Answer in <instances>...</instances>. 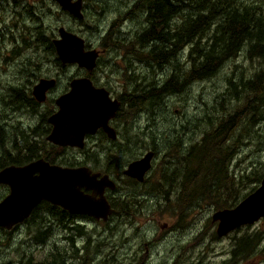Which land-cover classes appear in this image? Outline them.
<instances>
[{
  "label": "rangeland",
  "instance_id": "rangeland-1",
  "mask_svg": "<svg viewBox=\"0 0 264 264\" xmlns=\"http://www.w3.org/2000/svg\"><path fill=\"white\" fill-rule=\"evenodd\" d=\"M21 2H28L33 6L19 9L9 5L4 19L5 29L0 31V125L2 123L9 131V133L1 131L0 153L3 148L12 150L14 132L18 133L17 143L22 142L20 134L24 132L28 134L30 141H36L40 145L42 130L45 126H50L47 116L56 109L54 97L67 88L72 76L81 73L82 68L77 64L70 63L62 66L56 62V51H52L42 42L46 36L52 41L58 36V27L63 25L81 35L87 44L103 47V44L109 45V42H112V37L122 40L133 39L136 32L140 31L145 24V17L140 13L126 14L134 0H83V18H76L63 10L54 0H23ZM114 20L116 21L113 25ZM2 25L3 23H0V29ZM109 31L112 34L111 38L107 35ZM6 52L10 56L5 57ZM129 57L123 49L117 52L114 48L106 49L99 56L98 64L92 73L95 83L106 86L113 95L124 90L125 93L133 96L150 89L151 87H147L150 83H154L153 88H156L158 86L156 78L162 82L171 71L169 65L160 68L150 67L144 61H130L134 57L137 59V56ZM235 62L238 68L245 67L248 70L253 68L251 62L242 56ZM231 66L233 61H229L223 70L213 77L194 82L181 92L156 99L148 96L150 100L144 102L135 111L123 105L120 111L121 116L113 121L118 138L112 141L104 135L97 134L88 140V148L91 151H94L96 141L107 149L99 153L97 163L93 162L118 180H120L118 176L121 170L130 160L151 149L150 141L155 145L157 151L151 169L147 173L146 182L136 186L124 180V177L119 181L120 195L121 189L124 194L126 193L125 196L137 197L143 196L144 192L150 193L147 195L148 200H143L147 202L138 205L135 210L156 212L157 215L153 219H140L138 222L140 228L133 225L124 229V225L107 227L88 219L86 215H79L73 218L83 227L82 232L79 233L77 230L67 228L65 223H63L64 226L57 219L43 213L44 219L52 224L50 236L45 243L36 242L33 235L37 230L30 225L29 221L18 223L10 231L0 229V264H38V260L49 250L51 244L66 248L68 255L66 264H90L87 260L81 262L82 257L87 253V249L84 248L87 245V232L96 239L89 248V253L97 257V261L93 264H101L104 256H120L121 253H123L121 256H124L136 248H139L141 254H145L143 251L145 236L139 233L150 235L151 229L157 230L155 233L158 234L165 233L166 237L154 245H149L150 258L145 260L146 264H264V217L253 223L240 225L227 234L218 235L217 222L212 220V214L224 207H217L214 202L206 198H198L194 203L186 206L177 197L176 190L168 197L162 191L160 194L155 192L156 183L162 176L161 170L167 171L168 177L171 178V172L184 163L179 160L188 152L190 145L200 140L206 123H203L201 119L204 113L223 112L219 110L217 97L226 88L225 78L231 73ZM48 76L57 77L59 80L58 84L48 92L46 101L35 106L18 105L21 102L17 104L12 102L13 84L22 86L27 84L31 89L33 83L41 77ZM152 92L153 90L150 91ZM5 94H7L6 102L2 100ZM142 95L146 97V94ZM246 126V124L242 125L238 129L237 134L241 135V141L239 145L238 143L234 145L237 152L229 167L230 173L235 178L240 173L250 175L247 178L242 177V182L239 184V193H245L244 196L260 184L261 178L258 182H253L251 179L254 180L256 176L252 173L253 170L257 172L263 168L264 119L254 126ZM7 133L8 136H6ZM46 134L43 135L44 138ZM178 136L183 138V146L173 142V139ZM126 138H129V141H126ZM45 142L48 148L52 144L47 140ZM167 146H173L174 151L167 152ZM115 147L118 150L114 149ZM56 157L58 158L55 162L58 163H86L83 150L73 147L64 148V152L59 150ZM99 159H102L101 162ZM167 174L165 173V176ZM162 182L165 185V187L162 186L164 191L171 185H173L172 188L178 185V182L175 184L167 180ZM8 188L7 184H0V199L8 193ZM127 191L132 192L127 193ZM129 206H132V203ZM164 221L167 222V226L161 227L160 224ZM105 227L108 228L107 231L103 230ZM254 233L261 235L255 251L236 261L231 256V250L237 237ZM68 235H74L73 243H70ZM123 236L131 239V246L126 243L119 247L118 239ZM75 250L77 252L73 256ZM166 250L168 253L164 255ZM155 253L163 254L165 258Z\"/></svg>",
  "mask_w": 264,
  "mask_h": 264
},
{
  "label": "trees",
  "instance_id": "trees-1",
  "mask_svg": "<svg viewBox=\"0 0 264 264\" xmlns=\"http://www.w3.org/2000/svg\"><path fill=\"white\" fill-rule=\"evenodd\" d=\"M128 12L143 15L145 24L129 40L112 37L109 31L107 35L112 37L109 46L115 52L123 49L127 56H137L150 67L171 66L170 73L162 82L156 78V88L152 86L129 97L127 109L131 111L149 101L148 96L156 99L181 92L194 82L213 77L229 61H233L231 73L225 78L226 88L217 97L219 110L223 112L204 113L201 119L203 123L206 122V127H203L200 140L190 145L188 152L179 160L184 163L171 172V178L167 171L161 170L162 176L156 183L155 192H163L168 197L176 190L177 197L186 206L198 198L209 199L217 207L234 206L245 195L239 193L242 177L250 176L240 173L235 178L229 170L237 152L234 145H239L241 141V135L237 134L238 129L245 124L246 127L254 126L264 119V0H134L126 14ZM115 21L112 22L113 25ZM42 42L55 51L49 37L46 36ZM240 56L251 62V70L238 68L235 61ZM56 62H60L57 57ZM11 88V100L14 104H38L30 87L13 84ZM142 94H146V97ZM2 100L7 101V94L2 96ZM120 111H117L116 117L121 116ZM48 129L45 126L42 130L40 145L36 141H30L28 134L24 132L20 134L22 142L17 143L18 133L14 132L12 150L3 148L0 153V169L11 163H27L39 156H44L51 162L57 160L52 148L59 146L51 145L48 148L43 136L48 133ZM1 131H8L2 123L0 137ZM182 139L178 136L173 142L183 146ZM125 140L129 141V138ZM150 143V148L156 152L155 145L151 141ZM167 150L174 151V147L167 146ZM252 173L256 176L251 181L258 182L264 173V163L262 170H253ZM166 180L171 184L178 182L177 187L172 188L171 185L164 191L162 186L165 185L162 181ZM43 213L57 219L60 224L65 223L69 229L82 232L83 227L73 220L75 216L72 213L68 214L66 209L42 200L24 220L36 228L37 232L33 235L36 242L45 243L50 236L52 224L44 219ZM0 229L5 230L3 227ZM260 237L258 233L237 237L231 256L237 261L255 251ZM67 238L70 243L74 242V235H68ZM84 248L87 249V245ZM76 252L77 250L73 251L72 255L75 256ZM67 256L64 246L51 244L49 250L38 260V264H66Z\"/></svg>",
  "mask_w": 264,
  "mask_h": 264
},
{
  "label": "water",
  "instance_id": "water-1",
  "mask_svg": "<svg viewBox=\"0 0 264 264\" xmlns=\"http://www.w3.org/2000/svg\"><path fill=\"white\" fill-rule=\"evenodd\" d=\"M63 10L76 18L83 17V0H55ZM57 56L63 64L76 63L92 70L96 66L99 50L85 48L84 38L63 25L52 40ZM56 84L53 77H41L33 84V97L42 102L47 90ZM57 110L47 117L51 129L46 139L58 145L82 147L84 133L102 127L108 137L117 136L109 124L115 115L119 100L112 98L103 86L95 85L89 77H73L69 89L56 99ZM153 150L130 161L123 172L143 180L151 168ZM0 184L9 186L0 199V227L11 229L23 222L42 200L56 204L71 213L92 215L106 219L113 211L105 195L107 187L113 189L115 181L107 173L92 172L86 165L63 166L40 157L24 164H8L0 169ZM89 189L90 192L85 190ZM264 217V173L260 184L234 206L217 209L212 219L217 221L216 233L224 235L240 225L250 224Z\"/></svg>",
  "mask_w": 264,
  "mask_h": 264
},
{
  "label": "flooded vegetation",
  "instance_id": "flooded-vegetation-1",
  "mask_svg": "<svg viewBox=\"0 0 264 264\" xmlns=\"http://www.w3.org/2000/svg\"><path fill=\"white\" fill-rule=\"evenodd\" d=\"M21 1L23 0H0V23H3V27L0 29V31H4L5 29V17H6V11H7V8L9 7V5H13L14 7H19V9L21 8H27L28 6L29 7H32L33 5L31 4H28V2H25V3H22ZM55 1V0H54ZM18 9V10H19ZM18 10H15V11H18ZM83 18V17H82ZM110 37V35H109ZM53 43V42H52ZM54 45V44H53ZM89 47H94L96 49L99 50V56L107 49V50H111L113 48H111L109 45H104L103 44V47H95L91 44H87V42H85V48H89ZM55 48V47H54ZM56 51V50H55ZM4 56L7 57V56H10V54H8L7 52L4 53ZM99 56L97 58V62H96V66L98 64V59H99ZM58 58V56H57ZM130 58V57H129ZM130 61H139V58L137 57V59L134 58H131ZM59 64H61L62 66L66 65V64H63L61 61L59 62ZM67 64H70V63H67ZM73 64H76V63H73ZM95 66V67H96ZM80 67V66H79ZM82 68L81 69V73H77L75 76H72L69 81H68V85H67V88L59 93V94H56V96L54 97V106L56 107L55 110H53L51 113H53L54 111L57 110V105L55 103V99L62 93L66 92L68 89H69V82L70 80L73 78V77H78V76H86V77H89L92 82L97 85V86H103L106 88V86L104 85H98L95 83V79H94V76H92V73H93V70L95 68H93L92 70H87L86 68L84 67H80ZM126 74H130V73H126ZM49 78L52 77V76H48ZM56 79V84L53 86L55 87L57 84H58V80L59 78L57 77H53ZM37 82V81H36ZM35 82V83H36ZM33 83V84H35ZM154 85V83H150L149 86L147 87H152ZM33 86V85H32ZM25 87H28V85L26 84ZM53 87H50L48 90H47V96H48V92H50ZM32 89V87H31ZM107 89V88H106ZM109 91V95L112 97V98H116L117 100H119L120 104H119V107L118 109L116 110V113L114 116H112L110 119H109V124L111 126H113L115 129L116 127L113 125V121L114 119H116L117 117H120V116H117L116 117V114H117V111H119V109L121 110V108L124 106H129V97L130 94L129 93H125L124 90H121L120 93H117L116 95H113L110 91V89H107ZM46 96V99L48 98ZM46 99L44 101H46ZM43 102V101H42ZM38 103H41V102H38ZM50 113V114H51ZM49 114V115H50ZM48 115V116H49ZM47 116V117H48ZM50 124V123H49ZM48 130L50 131L51 129V124L50 126H48ZM48 131V133H49ZM116 132H117V129H116ZM47 133V134H48ZM46 134V135H47ZM97 134H101V135H104L106 137H108L107 133L104 131V129L102 127H98L94 132H85L84 133V137H83V146L82 147H77V146H71V145H58V144H55V143H52L51 145H56V146H59L57 148H52V153H57L59 150H61L62 152H64V148L66 147H73L75 149H82L83 152H84V155H85V159H86V163L84 164H77V163H72V164H66V163H58V162H51L49 161L48 159H46L44 156H39L37 158H44L45 160L51 162V163H57V164H60V165H63V166H79V165H86L87 167H89V169L92 171V172H100V174H104V173H107L109 175L110 178H112L115 183H116V186L115 188L111 189L109 187H107L105 189V195L110 203V206L113 208V211L111 213H109L108 217L104 220L102 218H95L93 217L92 215H89L87 214V218L88 219H92L94 221H96L97 223H102L104 225H106L107 227H112V225L114 226H117V225H124V229L126 228H130L132 227L133 225H136L137 227L136 228H140L141 226L139 225V221L140 219H146V220H150V219H153L157 213L156 212H152V211H147V212H139V211H136L135 209L137 208L138 205H141V204H144L146 203L147 201H144L143 200H148V197L147 195H149L150 193H147V192H144L143 193V196H137V197H134V196H125V194L122 192L123 190L121 189V195H120V190H119V187H120V183L119 181L121 179H123V177L125 178L124 180L130 182L131 184L133 185H136L138 186L139 184H143L144 182H146V176H147V173L148 171L151 169H149L143 180H138L137 178L135 177H132L130 175H127L123 172L124 168L127 166V164L134 160V159H137L138 157L130 160L126 165L125 167H123V169L121 170V173L120 175L118 176L120 178V180H118V178H116L114 175H112L111 173H108L106 171L103 170V168H100L98 166H96V164L94 162H98V158L97 156L99 155V153L101 152H105V150L107 149H104L103 145L98 143L96 141V143L94 144L95 145V148H94V151H91L90 148H88V140L91 138V137H94V136H97ZM46 138V136H45ZM110 140L112 141H115L117 138H118V132H117V136L115 138H110L108 137ZM47 140V139H46ZM48 141V140H47ZM50 142V141H49ZM51 147V146H50ZM116 149V147L114 148ZM118 150V149H116ZM148 150H152V149H148ZM111 150L109 149V152ZM147 151V150H146ZM145 151V152H146ZM154 151V150H153ZM106 154V153H105ZM143 154V153H142ZM156 152L154 151V156H155ZM141 156V155H140ZM139 156V157H140ZM154 156L151 160V162L154 160ZM35 158V159H37ZM58 158V157H57ZM56 158V159H57ZM34 160V159H33ZM62 160H65V159H62ZM102 159H99V161L101 162ZM94 161V162H93ZM98 165V164H97ZM9 187V186H8ZM9 189V188H8ZM87 192H90L89 189L85 190ZM132 191H127V193H130ZM133 198H137L138 200H135L133 201L132 199ZM142 198V199H141ZM132 203V206H129L130 204ZM68 214H71V212L68 211ZM72 215L74 216H79V215H83V214H76V213H72ZM119 219V221H114L115 219ZM157 219V217L155 218ZM213 220V219H212ZM213 221H216V220H213ZM217 222V221H216ZM150 224V223H149ZM140 226V227H139ZM161 227H165L167 226V222L164 221V223H161L160 224ZM105 227L103 230H108V228ZM12 229V228H11ZM152 230V233L150 235H147V234H143V233H139V234H142L145 236V240L143 242L144 244V248H143V251L145 254H141L139 248H136V249H132L130 252H128L126 255L124 256H121L123 255V253H121L120 256L118 255H113L112 257H110V255H107V256H104L102 259H101V264H142L145 262V260H147L148 258H150L149 256V245H154L158 242H160L161 240H164V237H166V234H158V233H155L157 230ZM155 233V234H154ZM96 234V233H95ZM100 236H101V233H99ZM163 235V236H162ZM146 236H150V237H146ZM101 241L103 242H107L103 239H100ZM96 242V239L94 238L93 235H91V233L87 232V253L82 257L81 259V262H85V260H87V263L89 262L90 264H93L97 261V257L95 255H91L89 253V248L91 247V245ZM118 242H119V247H122L124 244L128 243L130 246H131V239H128V238H124L121 237L120 239H118ZM104 243V244H105ZM167 250L166 252H164L163 254L164 255H167ZM155 254H159V253H155ZM163 254H159L161 258H165L163 257ZM87 258V259H86ZM67 263V262H66ZM147 262H145L144 264H146Z\"/></svg>",
  "mask_w": 264,
  "mask_h": 264
}]
</instances>
